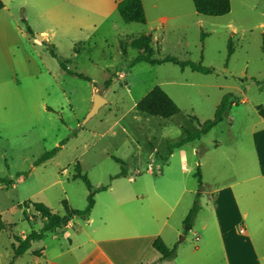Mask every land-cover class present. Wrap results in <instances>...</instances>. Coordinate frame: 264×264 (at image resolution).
<instances>
[{
  "label": "rangeland",
  "instance_id": "1",
  "mask_svg": "<svg viewBox=\"0 0 264 264\" xmlns=\"http://www.w3.org/2000/svg\"><path fill=\"white\" fill-rule=\"evenodd\" d=\"M4 2L18 25L25 32L29 26L31 38L40 43L28 46L13 34L15 40L4 56L8 71L20 78L17 90L22 91L0 95V177L13 182L2 190L9 209L2 215L7 229L0 240V264H43V256H38L42 247L46 258L78 242L87 250L86 233L121 236L112 228L113 215L105 210L117 198L132 199L137 188L146 191L154 185L169 201L174 186H183L190 192L181 197L178 207L191 208L197 169L203 185L200 209L193 229L182 232L177 241L184 236L182 248L198 246L194 233L208 202L204 193L241 180L256 167L251 133L260 121L255 107H264V0H230L229 13L221 17L198 15L191 0H141L143 24L125 23L116 10L117 0ZM146 35L151 36L154 58L175 57L212 72L201 74L170 63L130 66L137 55L130 42ZM228 40L233 47L230 56ZM61 61H66L68 71L61 68ZM155 86L178 106L177 115L161 119L136 110L135 104ZM227 93L233 98L223 120L201 138L173 149L170 156L168 147L183 140L185 131L193 133L211 119ZM95 95L104 101L87 117ZM63 140L52 159L33 166ZM77 163L94 191L111 187L95 193L91 222L76 217L73 227L45 234L14 258L9 234L26 235L43 224L31 203H42L60 216L63 202L72 209L86 207L87 189L73 178ZM122 170L124 177L113 178ZM146 200L162 204L150 194ZM176 213L168 216L169 222ZM252 238L261 248V235L254 233Z\"/></svg>",
  "mask_w": 264,
  "mask_h": 264
},
{
  "label": "crops",
  "instance_id": "2",
  "mask_svg": "<svg viewBox=\"0 0 264 264\" xmlns=\"http://www.w3.org/2000/svg\"><path fill=\"white\" fill-rule=\"evenodd\" d=\"M0 2L3 5L0 8V95L7 96L15 91L19 93L22 91L17 90V86L20 87L18 85L20 78L11 70L8 71L4 63V56L10 49L9 43L15 40L13 34L28 46H37L40 40L32 39L22 29L23 27L18 25L4 0ZM94 91L95 88L93 93ZM257 118L260 121L254 124L251 133L256 167L251 175L235 182L222 184L204 193L208 202L204 203V209L202 207V218L199 225H195L197 232L194 233V238H198L196 241L199 243L198 246L182 248L181 242L185 240L184 236L177 241V237L183 232L182 221L190 209L187 208V204L178 206L181 197L190 190L183 186L179 189L174 186L176 190L173 198L165 201L152 185L146 191L137 188L138 192L133 194L132 199L117 198L107 206L105 213L113 215L110 218L112 228L118 230L121 236L93 237L86 233L87 250L84 248V243L78 242L75 247L69 244L66 248L59 249L50 258L43 255L42 247L38 250V256H43V264H264V244L259 248L252 238L254 233H258L264 239V118L258 114ZM172 151L168 152L170 156L173 155ZM159 175L163 178L164 171L160 170ZM4 189L7 190L3 184H0V240L7 229L2 215L9 209L2 200ZM108 189L111 187L109 186ZM147 193L159 198L162 204L145 201V197L149 196ZM176 210L174 220L169 222L168 216ZM86 219L89 223L92 220L89 216ZM98 220L103 222V217H99ZM73 226L72 219L63 229L50 234L63 232ZM26 235L22 234L18 237L23 239ZM12 237L13 234L10 233L11 250L14 244ZM156 237H159L169 248L177 247L175 258L159 260L160 255L152 248V242Z\"/></svg>",
  "mask_w": 264,
  "mask_h": 264
},
{
  "label": "trees",
  "instance_id": "3",
  "mask_svg": "<svg viewBox=\"0 0 264 264\" xmlns=\"http://www.w3.org/2000/svg\"><path fill=\"white\" fill-rule=\"evenodd\" d=\"M193 4L194 11L198 15L208 16V17H221L229 13L230 11V0H191ZM3 5L0 2V8ZM116 10L121 17V19L125 23H141L145 22V14L142 6L141 0H117L116 2ZM27 34L30 36L33 35L29 26L25 27ZM130 48L137 51V55L130 60L129 65L133 66L137 63H147L150 65H160L163 63L173 64L180 69L188 68L192 72H198L201 74H207L212 72L211 69L202 66L201 64L194 63L191 61H182L175 57H163V58H154L153 57V49L151 47V36H141L137 39H133L130 42ZM125 46L120 45V49L122 50L123 55H126ZM264 53V44L262 47ZM233 52V47L231 41L228 40L227 45V54L230 56ZM54 56V54H53ZM66 61H61V68L65 71H68L64 64ZM76 75L80 78L88 80L87 77L80 73H76ZM232 95L227 93L222 96L219 104L217 105L214 115L211 119H207L201 124H199L198 129L189 133L185 131L186 136L180 142L174 143L170 147H168V152L171 153L172 149L181 147L185 143L193 141L195 139H199L205 134H207L213 127H215L218 123H220L227 110L228 105L231 103ZM136 110L148 116L158 117L161 119L171 118L179 113L178 106L174 103V101L159 87H153L149 92H147L136 104ZM257 114L264 118V107L257 106L256 107ZM64 140L59 143V146L44 152L41 154L34 162L33 166H39L45 163L47 160L51 159L56 153L59 151L60 146L64 144ZM76 173L73 175L74 179H79L83 182L87 189V205L83 210L72 209L68 207V205L63 202L64 214L57 215L51 212V210L42 203H31L33 210L39 214V216L43 220L42 227L39 231L32 230L29 232L23 239L18 236L13 235L14 244L12 245V250L14 254V258L22 256L31 245V242L41 240L45 234L53 233L57 230L63 229L67 224L76 217L87 218L94 206V195L96 192L105 191L108 189V185L101 186L97 190H93L92 185L90 184L86 175L81 173L80 165L77 163L75 165ZM125 172L122 170L119 174L114 176L113 178H119L124 176ZM194 177L197 179V191L194 195V201L187 212L185 218L182 221V231L184 234L188 233L193 225L197 213L200 209L199 198L203 191V185L201 181L200 172L197 169ZM0 184H3L6 188L11 187L13 182L8 177H0ZM152 248L160 255L159 260H172L176 256L177 247L173 246L171 248L167 247L163 241L156 237L152 242ZM153 264V263H152Z\"/></svg>",
  "mask_w": 264,
  "mask_h": 264
},
{
  "label": "water",
  "instance_id": "4",
  "mask_svg": "<svg viewBox=\"0 0 264 264\" xmlns=\"http://www.w3.org/2000/svg\"><path fill=\"white\" fill-rule=\"evenodd\" d=\"M36 36L38 37V35H36ZM103 101H104L103 97H101L99 95H95L87 117H90L91 115H93L96 112V110L98 109V107L100 106L101 102H103ZM182 238L183 237H181V239Z\"/></svg>",
  "mask_w": 264,
  "mask_h": 264
},
{
  "label": "built area",
  "instance_id": "5",
  "mask_svg": "<svg viewBox=\"0 0 264 264\" xmlns=\"http://www.w3.org/2000/svg\"><path fill=\"white\" fill-rule=\"evenodd\" d=\"M198 240V238L197 237H195V241H197Z\"/></svg>",
  "mask_w": 264,
  "mask_h": 264
}]
</instances>
